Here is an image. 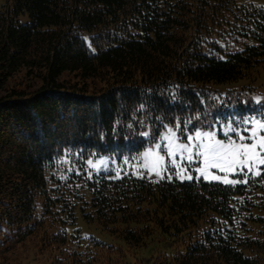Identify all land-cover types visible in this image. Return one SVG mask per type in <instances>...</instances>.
Instances as JSON below:
<instances>
[{"label":"trees","instance_id":"trees-1","mask_svg":"<svg viewBox=\"0 0 264 264\" xmlns=\"http://www.w3.org/2000/svg\"><path fill=\"white\" fill-rule=\"evenodd\" d=\"M260 1L0 5V259L40 234L69 264H264V166L226 184L87 165L195 128L217 85L264 67ZM23 70L32 82L12 84ZM84 223L125 245L83 235Z\"/></svg>","mask_w":264,"mask_h":264},{"label":"rangeland","instance_id":"rangeland-1","mask_svg":"<svg viewBox=\"0 0 264 264\" xmlns=\"http://www.w3.org/2000/svg\"><path fill=\"white\" fill-rule=\"evenodd\" d=\"M5 2L0 0V5ZM19 20L25 23L29 17L21 14ZM25 72L17 73L11 83L23 86L32 82L33 79ZM63 78L76 79L68 73ZM216 88L219 91L217 102H205L206 111L203 116L197 117L195 128L187 126L182 129L178 124L167 126L143 148L139 158L124 156L119 159L115 155L90 157L87 159L88 168L96 173L111 172L113 178L131 173L152 179L168 175L181 180L203 178L226 184L246 181L247 177L241 176L242 173L259 174L264 166L261 163L264 160V67L247 77L219 84ZM220 103L222 105H218ZM145 134L149 138L153 136L150 130ZM261 214L264 215V210ZM81 229L83 235H92L104 241L106 246L125 245L123 240L97 225L84 223ZM58 248L40 234L31 236L7 257L0 259V264H69L63 260L65 256ZM99 253L101 261L106 260V249H101ZM109 257L112 258L111 253ZM126 259L122 258L119 264Z\"/></svg>","mask_w":264,"mask_h":264},{"label":"snow or ice","instance_id":"snow-or-ice-1","mask_svg":"<svg viewBox=\"0 0 264 264\" xmlns=\"http://www.w3.org/2000/svg\"><path fill=\"white\" fill-rule=\"evenodd\" d=\"M146 135V134H145ZM197 135V138H199V133H197L196 134ZM182 147H184V148H187V145H183ZM241 147H243V146H241ZM261 163H264V160H262L261 161ZM245 166H247V165H245ZM241 171H243V168H241ZM188 179H191V177H187ZM226 182H228V183H233V181H226ZM243 182H246V181H243Z\"/></svg>","mask_w":264,"mask_h":264}]
</instances>
